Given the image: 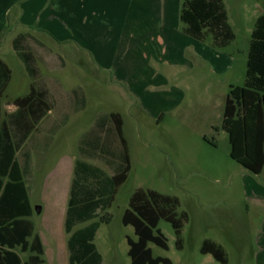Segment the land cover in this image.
<instances>
[{
    "label": "rangeland",
    "instance_id": "374dc122",
    "mask_svg": "<svg viewBox=\"0 0 264 264\" xmlns=\"http://www.w3.org/2000/svg\"><path fill=\"white\" fill-rule=\"evenodd\" d=\"M27 1L0 0V9L9 4L4 14L0 12V59L11 70L1 100V118L6 121L11 119L14 110L11 100L27 94L32 83L11 46L17 34L14 17L22 7L27 8ZM263 1L223 0L234 33V39L226 46L234 54L232 71L227 78L234 85L244 82L251 32L256 18L263 12ZM54 53L62 58L64 67L44 72L41 68L45 79L55 81L48 86L55 101L51 100L56 104L50 116L57 115L60 96L83 91L88 96L89 106L81 116L82 121L76 113L70 112L65 125L54 126L48 132L39 131L44 141L35 152L31 149L35 135L24 141L11 123L17 158L33 208L29 220L33 223V234L40 237L43 246V264H68L69 234L64 231L63 223L74 163L81 160L102 169L103 176L112 175L103 160L91 161L79 149L80 138L92 125L91 111L120 114L130 161L127 178L117 188L114 199L105 209H99L94 219L73 228L98 222L94 244L101 254L102 264H130L127 238L136 240V235L131 225L122 224V215L128 208L130 196L138 188L177 197L178 212L183 211L187 216L179 236L180 248L176 246L171 225L163 219L159 221L157 228L166 238L167 249L148 242L153 257H167L172 264H221L210 254L200 252L203 240L208 239L223 248L226 264H264V167L256 176L229 155L228 135L221 129L227 90L225 78L217 79L213 75L210 90L201 82L179 83L186 92L181 106L154 118L124 87L110 82L108 72L91 69L92 61L86 53L77 51L68 42L54 48ZM159 68L166 69L165 66ZM171 85L169 81L165 88L157 90L164 91L162 89ZM204 90L209 95L208 101L193 100L195 92ZM204 136L214 139L216 146L205 141ZM105 214L110 220L101 222ZM15 251L23 261L33 253L21 252L18 248Z\"/></svg>",
    "mask_w": 264,
    "mask_h": 264
},
{
    "label": "trees",
    "instance_id": "16d2710c",
    "mask_svg": "<svg viewBox=\"0 0 264 264\" xmlns=\"http://www.w3.org/2000/svg\"><path fill=\"white\" fill-rule=\"evenodd\" d=\"M179 18L187 35L199 41H209L215 48H224L234 39L223 0H182ZM22 39L23 34L17 33L11 46L32 79ZM10 77L9 66L0 59V264H43L42 242L38 235L33 234V223L29 220L33 208L22 169L8 124L1 118V100ZM11 104L14 106L11 118L23 140L36 130L39 121L50 110V105L38 95L32 83L28 93L12 99ZM103 119H108L110 128L97 122L96 132L86 133L79 149L85 157L103 160L112 175L103 176L102 169L81 160L74 165L63 223L64 231L69 234L66 242L68 264H102L101 254L94 244L98 222L73 228L91 221L99 209L108 206L130 170L120 114L111 112L101 116L100 120ZM221 129L228 135L230 157L253 174H260L264 166V1L263 12L256 18L251 32L244 82L229 87L223 105ZM89 137H95L92 149L84 145V140ZM203 139L216 146L214 139L206 136ZM107 141H110L111 149L104 148ZM89 150L93 152L91 157L87 155ZM178 207L179 199L175 196L142 188L132 193L128 208L122 215V224L131 225L136 235V240L127 238L130 264H172L167 257H153L147 244L151 242L167 249L166 238L157 228L163 219L174 230L176 246L181 247L179 236L187 216L183 211L178 212ZM109 220L107 214L100 218L101 222ZM17 248L21 252L33 253L23 261L15 251ZM200 252L210 254L221 264L227 262L223 248L212 240H203Z\"/></svg>",
    "mask_w": 264,
    "mask_h": 264
},
{
    "label": "crops",
    "instance_id": "0c3cea01",
    "mask_svg": "<svg viewBox=\"0 0 264 264\" xmlns=\"http://www.w3.org/2000/svg\"><path fill=\"white\" fill-rule=\"evenodd\" d=\"M181 2L182 0H28L27 8L22 7L14 17L13 26L17 33L23 34L22 48L28 53L32 83L38 95L50 105L48 113L28 137L35 135L31 149L35 152L42 146L44 140L39 137V131L48 132L54 126L65 125L67 116L71 113H76L78 120L82 121L81 116L88 110L87 94L83 91L66 93L59 97L60 104L55 113L57 115H54L55 118L51 117L56 104L50 96L48 86L55 81L45 79L47 77L41 73V68H44V72L46 69L64 67L62 58L54 53V48L63 42L86 53L92 61L91 69L108 72L110 82L124 87L127 93L138 100L141 108L154 118L181 106L186 92L180 88L179 83L201 82L210 90L213 75L216 78L224 77L227 88L225 101L228 88L234 85L227 79L234 64V54L227 47L213 48L209 43L187 35L179 18ZM8 5L7 3L0 9L2 14L7 11ZM160 66H165L166 69H161ZM169 81L172 83L170 87L162 89L164 91L157 90L165 88ZM206 92H195L192 99L208 101L209 95ZM91 112L92 118L89 121L92 125L85 133L96 132L94 128L97 122L99 125L105 123L110 128L108 119H100L111 112ZM6 122L12 137L11 123L14 127L15 124L12 118ZM15 131L18 133L16 127ZM93 138L95 137L84 140L88 149L94 147ZM109 143L107 141L104 148L111 149ZM28 155L32 156L29 150ZM87 155H93L92 150Z\"/></svg>",
    "mask_w": 264,
    "mask_h": 264
},
{
    "label": "water",
    "instance_id": "95a60500",
    "mask_svg": "<svg viewBox=\"0 0 264 264\" xmlns=\"http://www.w3.org/2000/svg\"><path fill=\"white\" fill-rule=\"evenodd\" d=\"M37 208H38V207L36 206V207H35V210H36Z\"/></svg>",
    "mask_w": 264,
    "mask_h": 264
}]
</instances>
